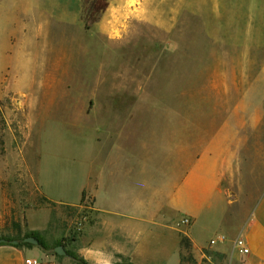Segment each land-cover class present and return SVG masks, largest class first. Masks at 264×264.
<instances>
[{"label": "rangeland", "instance_id": "obj_1", "mask_svg": "<svg viewBox=\"0 0 264 264\" xmlns=\"http://www.w3.org/2000/svg\"><path fill=\"white\" fill-rule=\"evenodd\" d=\"M38 2L57 17L38 37V49L28 50L20 26L33 20ZM64 10L73 25L59 21ZM0 13L9 53L12 46L33 53L34 66L22 65L18 77L35 82L0 101V239L22 237L28 211L47 207L51 229L39 235L50 254L77 239L90 218L62 203L82 199L86 169L98 161V133L120 134L115 162L148 164V199L154 188L167 194L175 184L169 179L208 143L216 125L210 121L232 111L211 87V60L239 46L264 56V0H10ZM102 18L105 29L97 35L94 20ZM218 35L230 42H214ZM69 41L77 50L71 76L65 74ZM244 135L227 189L228 215L246 220L264 193V121ZM181 230L194 233L191 225ZM215 234L199 235L203 257L190 239L191 247L176 254L167 242V264H178L181 253V264H245L217 251L210 244L221 236ZM154 238L148 246L163 247Z\"/></svg>", "mask_w": 264, "mask_h": 264}, {"label": "crops", "instance_id": "obj_2", "mask_svg": "<svg viewBox=\"0 0 264 264\" xmlns=\"http://www.w3.org/2000/svg\"><path fill=\"white\" fill-rule=\"evenodd\" d=\"M8 1L0 0V12ZM34 9L33 20L20 26L28 50L38 49V37L57 17L48 4L38 2ZM58 19L73 25L66 10ZM3 21L0 16V25ZM104 29L105 19L102 18L92 31L98 35ZM8 38L0 32V101L9 91L32 90L35 83L33 77H18L22 74V65L30 70L34 66L33 53L26 54L20 47L12 46L13 54H10ZM214 42L227 45L230 41L226 35H218ZM235 49L230 57L225 55L211 60L209 73L217 98L224 100L232 111L210 121L216 125L210 132L208 143L178 177L169 179L175 180V184L167 194L160 188H154V194L148 199V164L138 166L115 162L114 151L120 134L114 130L98 133V161L86 169V184L82 191L86 194L85 201L62 203L87 210L90 214V218L81 224L79 237L67 243L68 251L87 264H167L170 247H166V243L172 241V254H176L181 243V228L185 227L181 221L189 218L194 233L184 234L191 240L194 252L201 254L205 249L201 245L200 234L215 232V236L225 238L224 241H216L214 248L217 251L228 252L233 261L264 264V193L248 219L228 215L231 201L227 180L235 170L246 138L244 134L260 128L264 121V56L258 54L254 57L247 46ZM67 50L65 74L71 76L73 59L76 58L73 53H77L72 41L68 42ZM81 53L84 55L86 52L81 50ZM10 65L15 73L13 79L8 77ZM51 221L52 211L47 207L31 209L27 213V227L23 233L44 234L51 229ZM239 235L249 249L248 254H240L234 247V240ZM151 237L159 238L165 244L150 248L148 240ZM215 238L210 239V244ZM26 258L37 259L40 264H78L71 257L59 258L40 246L0 244V264H24ZM178 264H181L180 257Z\"/></svg>", "mask_w": 264, "mask_h": 264}, {"label": "trees", "instance_id": "obj_3", "mask_svg": "<svg viewBox=\"0 0 264 264\" xmlns=\"http://www.w3.org/2000/svg\"><path fill=\"white\" fill-rule=\"evenodd\" d=\"M107 5H108V4H107ZM104 9H105V8H103L102 10H104ZM86 17H87V20H88V22H89V19H88L89 16L86 15ZM94 22L96 23V22H98V21H97V20H94ZM85 198H86V194L83 193V194H82V203L85 201ZM31 236L36 237V238L39 240V242H40V247H41L44 251H47V252H48L47 245H46V243L41 239L39 233H35V232L26 233V234H24L22 237H21V236H20V237H16V238H14L13 240H19V241H20V243L16 245L17 247H33V245H31V244H28V243H24V242H23V240H24L25 238H27V237H31ZM5 239H6V238H5ZM7 240H8V239H7ZM9 241H10V240H9ZM66 245H67V244H65L64 241H63V242L58 243V244H57V247H58V246H63V247L65 248L66 252H67V256H59L57 253H54V255L57 256V257H59V258H63V257H71L72 259H74L75 261H77L78 264H87L85 261H83V260L79 259L77 256H75L72 252L68 251L67 248H66ZM189 247H191V243H190L189 238L186 237V236H181L180 248H182V249H185V248H186V249H189ZM182 254H183V253H181V255H180V257H181V261H182V258H183Z\"/></svg>", "mask_w": 264, "mask_h": 264}, {"label": "built area", "instance_id": "obj_4", "mask_svg": "<svg viewBox=\"0 0 264 264\" xmlns=\"http://www.w3.org/2000/svg\"><path fill=\"white\" fill-rule=\"evenodd\" d=\"M191 223H192V220L189 219V218H184V219L181 221V225H182V226H190ZM81 226H82V225L80 224V228H81ZM80 228H78V231L80 230ZM224 240H225L224 236H220V237L218 238V240H216V241H224ZM216 241H212L211 244H212V245H215V244L217 243ZM234 247H235L236 250H238V252H239L240 254L245 255V254H248V253H249V249H248V247L246 246V243H245V241H244V239H243L242 237H239V238L235 241V243H234ZM24 264H40V261L37 260V259H34V258H26Z\"/></svg>", "mask_w": 264, "mask_h": 264}, {"label": "water", "instance_id": "obj_5", "mask_svg": "<svg viewBox=\"0 0 264 264\" xmlns=\"http://www.w3.org/2000/svg\"><path fill=\"white\" fill-rule=\"evenodd\" d=\"M24 243H28L31 245H35V246H40V242L36 237H27L23 240ZM4 243H8V244H12V245H17L20 243L19 240H7L5 238H1L0 239V244H4ZM55 252L59 255V256H67V252L65 250V248L63 246H58L55 248ZM119 264H125V263H119Z\"/></svg>", "mask_w": 264, "mask_h": 264}, {"label": "bare ground", "instance_id": "obj_6", "mask_svg": "<svg viewBox=\"0 0 264 264\" xmlns=\"http://www.w3.org/2000/svg\"><path fill=\"white\" fill-rule=\"evenodd\" d=\"M24 21V20H23ZM26 23V22H25ZM28 28V27H27ZM49 29V28H48ZM22 38V37H21ZM40 39V38H39ZM22 41H23V39H22ZM74 54V53H73ZM74 56V55H73ZM37 64V63H36ZM67 66V65H66Z\"/></svg>", "mask_w": 264, "mask_h": 264}]
</instances>
